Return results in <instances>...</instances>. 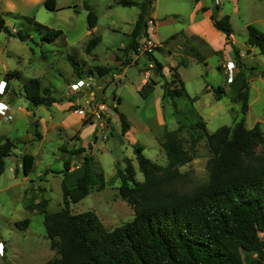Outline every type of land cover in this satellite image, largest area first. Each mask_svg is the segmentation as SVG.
Here are the masks:
<instances>
[{
  "label": "rangeland",
  "instance_id": "374dc122",
  "mask_svg": "<svg viewBox=\"0 0 264 264\" xmlns=\"http://www.w3.org/2000/svg\"><path fill=\"white\" fill-rule=\"evenodd\" d=\"M85 1L55 0L56 10L50 11L45 7L46 0H0V13L7 27L14 33L23 31L31 36L30 40L21 42L17 37L0 33V104L7 106L3 110L9 108L0 110V137L14 143L0 179V241L3 242L0 264H48L60 258L59 246L52 249L46 238L45 215L40 203L47 202L48 214L64 209V162L69 161L72 169L76 168L79 157L72 154L79 148L94 156L98 172L104 174L105 186L93 189L81 202L72 204V212L93 211L109 230L131 222L135 214L120 197L118 170H125L131 164L136 170V180L144 181L135 153L138 146H144L143 154L153 163L167 167L164 135L178 129L183 119L175 115L174 105L183 112L194 107L210 134L222 127H233L243 117L241 103L231 100V84L239 74L236 51L240 52V63L247 68L246 126L252 129L259 125L264 134V56L248 42L249 26L264 33V0H221L219 6L215 0H202L204 5L199 8L198 20H202L208 8L220 18L230 16L233 27L230 40L208 31L211 46L205 39L191 37L197 35L198 29H209L200 23H196L197 28L193 25L192 14L200 0H155L150 15L157 26L149 24L150 39L153 45L159 47L160 43L171 54L155 50L151 54L164 68L176 64L164 69V79L150 62L145 38L140 40L137 53L129 49L139 7L119 6L120 0H89L98 17L97 26L90 29ZM26 18L63 34L48 42L45 33ZM149 22H153L151 17ZM155 31L154 40L151 33ZM98 37L102 42L88 54V43ZM188 46L195 47L207 65L187 56ZM69 57L79 64L86 83L75 95L70 90L80 80ZM181 59L186 60L187 67L177 68ZM99 67L110 69L109 74L99 76L96 72ZM174 68L194 103L186 97L173 100L164 95L167 90L180 89L179 80L171 71ZM33 79L39 81L41 90H50L57 99L54 107L35 109L30 105L24 87ZM150 81L157 84L151 85V92L146 89L144 96L141 92ZM218 88L224 93H216ZM116 109L130 122L131 129L126 135L122 134ZM84 121H88L85 127ZM183 123L186 128L180 138L192 161L179 169L205 182L213 154L195 117L192 123ZM194 132L201 136L196 146H192ZM263 151L264 147L257 149L258 154ZM26 154L35 157V166L27 177L22 169ZM25 220L30 221L29 226L19 227ZM243 257L247 261L252 255L243 254Z\"/></svg>",
  "mask_w": 264,
  "mask_h": 264
},
{
  "label": "trees",
  "instance_id": "16d2710c",
  "mask_svg": "<svg viewBox=\"0 0 264 264\" xmlns=\"http://www.w3.org/2000/svg\"><path fill=\"white\" fill-rule=\"evenodd\" d=\"M55 0H46L45 7L55 11ZM84 2L89 11V28L97 26L98 17L95 11ZM155 0H120L119 6L125 8L139 7L137 21L130 34L129 49L138 52L141 39H150L149 19ZM218 8V7H217ZM219 11V9L217 10ZM26 20L35 25L38 31L44 32L48 42H54L62 36V31L52 30L34 19ZM211 20L216 30L226 40L233 35L230 16L218 17L215 12ZM248 42L264 56V33L253 26L248 27ZM0 33L17 37L21 42L31 39L28 33L12 32L0 13ZM176 36L171 39L174 40ZM102 42L94 38L87 45V53L92 54ZM162 52V47H157ZM187 56H193L200 63L207 65L205 58L195 47L186 48ZM239 63V74L231 84L232 102L241 103L243 117L233 127H222L210 134L206 130V122L194 107L189 111L178 110L174 105L175 115L180 119L179 127L166 131L163 144L168 160L167 167L153 163L144 154V146L135 149L136 158L144 181L136 180V170L129 164L125 170H118L121 181L120 197L134 211V219L113 230L107 229L93 211L74 214L72 204L85 199L93 189H103L105 177L98 172L95 158L79 148L72 155L79 157V165L72 169L69 161L64 162L62 192L64 209L48 214L46 201L41 202L46 238L52 249L59 246L60 258L48 264H264V134L259 125L252 129L246 126V114L249 110V85L246 79L247 68L240 63V52L234 53ZM150 62L156 66L161 78H165L164 66L153 54H149ZM74 66L79 80H83L78 63L74 57L68 58ZM186 60L181 59L178 67H187ZM171 70L180 89L167 90L165 96L173 100L186 97L194 103L185 89L184 82L177 73ZM97 74L101 77L109 74L110 69L99 67ZM19 78V74L15 73ZM8 81V80H7ZM146 89L153 90L150 81ZM25 97L32 107L51 108L58 103L50 94V90H41L37 79L31 80L24 87ZM216 93L223 94L221 88ZM121 122L122 134L126 135L131 125L126 115L115 110ZM204 130L213 157L207 165L208 180L200 182L191 173H183L180 167L192 161L184 150L181 132L186 128L184 121L193 122ZM92 123V120H90ZM84 121L83 126H87ZM192 146H196L201 136L191 134ZM78 139V137H76ZM14 143L8 138L0 137V179L5 172V160L11 156ZM35 166V157L26 154L22 159V169L27 177ZM28 209H32L28 207ZM29 220L21 222L19 227L27 228ZM243 254H251L245 260Z\"/></svg>",
  "mask_w": 264,
  "mask_h": 264
},
{
  "label": "crops",
  "instance_id": "0c3cea01",
  "mask_svg": "<svg viewBox=\"0 0 264 264\" xmlns=\"http://www.w3.org/2000/svg\"><path fill=\"white\" fill-rule=\"evenodd\" d=\"M137 2V1H136ZM142 1H140V2H138V3H141ZM196 9H195V12L192 14V20L194 21V26L196 25V23H200V25H205V27H208L207 29L208 30H206V29H202V30H199L198 29V31H197V35H193V36H191V37H194V38H202V39H205V41L207 42V43H209L210 44V46H211V43L209 42L210 41V39L207 37L208 36V34H210V33H207L208 31L209 32H211V33H215L216 35H219L220 37H221V32H219L218 30H216L215 29V27H214V25H213V22H212V20H211V17H209V15L207 14V13H204L203 15H202V20H198V14L200 13V11H199V8H200V6H203L204 4L202 3V0H200L199 2H196ZM207 10H208V8H207ZM222 15V14H221ZM153 15H150V17H151V19H153V23H154V28H156V26H157V24L155 23V21H154V17H152ZM198 21V22H197ZM196 28H197V26H195ZM134 29V28H133ZM151 30V27H149V31ZM133 31V30H132ZM151 33V32H150ZM151 35H152V38L155 40V35H156V31H155V33H151ZM223 35V34H222ZM224 36V35H223ZM208 39V40H207ZM158 44V43H157ZM158 45H160L159 47H162L163 48V51L161 52V53H163L164 51L166 52V51H168L170 54H171V51H169V50H166V48L164 47V46H162V44H158ZM176 64H174V65H168V67H166L165 66V70L166 69H171V67H173V66H175ZM164 66V65H163ZM164 69H163V73H164ZM166 72V71H165ZM164 76H165V73H164ZM166 77V76H165ZM54 107V106H53ZM129 133V132H128Z\"/></svg>",
  "mask_w": 264,
  "mask_h": 264
},
{
  "label": "built area",
  "instance_id": "2783aa9c",
  "mask_svg": "<svg viewBox=\"0 0 264 264\" xmlns=\"http://www.w3.org/2000/svg\"><path fill=\"white\" fill-rule=\"evenodd\" d=\"M220 3H221V0H215V4L217 5V6H219L220 5ZM206 13L209 15V17H211L212 16V14L214 13V12H212V11H210L209 9L206 11ZM149 24H153V22H149ZM146 41H148L147 42V46H146V49H147V51H148V53H153L154 52V50H156V48H157V46H156V44H154L153 45V42L151 41V39H149V40H146ZM85 81L84 80H80L79 82H77L76 84H74V85H72V87H71V94H73V95H75V94H77V92H79V90H81L84 86H85ZM1 93V92H0ZM4 107H7V106H5V105H3V104H0V110H2L3 111V108ZM99 118H100V116H99ZM85 143V148H87L88 147V144L86 143V142H84ZM0 247H3V242L2 241H0Z\"/></svg>",
  "mask_w": 264,
  "mask_h": 264
},
{
  "label": "bare ground",
  "instance_id": "6f19581e",
  "mask_svg": "<svg viewBox=\"0 0 264 264\" xmlns=\"http://www.w3.org/2000/svg\"><path fill=\"white\" fill-rule=\"evenodd\" d=\"M8 110H9V108H7V109L5 108L3 111H8Z\"/></svg>",
  "mask_w": 264,
  "mask_h": 264
}]
</instances>
